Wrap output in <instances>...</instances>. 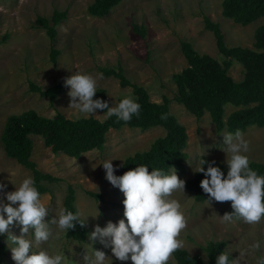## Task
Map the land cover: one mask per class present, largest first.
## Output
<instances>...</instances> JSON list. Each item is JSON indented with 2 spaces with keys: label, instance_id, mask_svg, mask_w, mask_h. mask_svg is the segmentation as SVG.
I'll list each match as a JSON object with an SVG mask.
<instances>
[{
  "label": "rangeland",
  "instance_id": "1",
  "mask_svg": "<svg viewBox=\"0 0 264 264\" xmlns=\"http://www.w3.org/2000/svg\"><path fill=\"white\" fill-rule=\"evenodd\" d=\"M92 1L0 0V135L10 114L28 109L46 117L54 116L57 111L67 118L87 117L69 106V88L64 87L63 92L50 102L48 97L31 90L30 82L45 89L77 72L97 78L102 74L103 79L98 78L97 90L105 91L109 106H116L120 98L129 95L135 98L130 86L122 87L118 78L101 72V68L120 66L127 79L147 90L151 101L161 102L163 96L167 97L171 113L185 126L188 140L184 150L188 157L186 171H177L181 179L186 182L193 177L204 156L228 168L226 159L230 154L223 151L226 145L222 135L228 132L216 130L208 113L197 119L174 100L176 86L172 74L187 65L180 49L181 41L190 42L201 54L223 60L212 32L204 28L203 16L220 24L227 46L247 48H253L254 34L263 18L247 25L234 23L222 15V0H121L108 15L97 17L87 11ZM55 10H65L67 14L56 26V36L51 40L46 30L36 24V19H50ZM52 48L59 51L55 62L50 59ZM228 73L233 79L240 80L243 68L233 61ZM93 98L97 99V95ZM234 109L227 105L225 115ZM88 116L103 120L105 113L97 110V114ZM242 133L250 141L247 153L250 161L264 162V126H250ZM162 135L164 129L159 126L145 130L128 126L110 129L102 149H92L77 158L55 154L44 145L41 136L31 135L32 160L42 172L59 178L56 182H44L48 191L40 196L49 209L46 219L58 218L59 211L64 209L67 186L71 185L75 191L76 211L78 208L82 211V219L87 216L85 224L88 227L86 240L80 242L66 238L65 232L53 225L52 237L40 247L46 248L50 254L65 252V264H85L83 256H92L95 250L104 251L108 256L105 264H133L130 259H116L111 247L105 248L98 240H89L95 225L104 227L108 221L116 223L124 218V193L106 179L102 163L112 159L115 175L120 176V165L127 156L148 149L151 142ZM29 176L32 177L28 169L5 154L0 141V182L6 185L3 191H14L15 185L19 186ZM87 191L99 197L91 196ZM0 198H4L2 193ZM173 198L180 201L187 217V228L180 238L185 241L184 249L191 255L205 260V245L209 241L221 240L226 242L225 250L231 260L239 256L240 250L257 241L261 248L246 257L247 264H256L257 258L264 255V219L256 225L239 219L222 223L221 216L228 203L197 202L186 186L185 193L175 192ZM10 231L20 235L18 226L11 227ZM2 235L6 243L2 264H15L10 251L13 245L6 234ZM27 238L34 241V232L30 230ZM36 250L33 247V251ZM169 262H174L173 256Z\"/></svg>",
  "mask_w": 264,
  "mask_h": 264
},
{
  "label": "trees",
  "instance_id": "2",
  "mask_svg": "<svg viewBox=\"0 0 264 264\" xmlns=\"http://www.w3.org/2000/svg\"><path fill=\"white\" fill-rule=\"evenodd\" d=\"M120 1L93 0L87 6V11L93 16L103 17L108 15ZM221 6L222 15L240 25H247L263 18V23L255 31L253 48L227 46L220 24L212 21L208 16H203L204 28L212 32L223 60L219 61L206 53L201 54L190 42L181 41L180 49L187 65L181 71L172 74V80L176 86L174 100L182 104L197 119L208 113L216 130H226L234 134L237 130L242 132L250 126H264V0H222ZM66 14L65 10H55L50 19L37 17L36 24L43 27L48 37L54 40L56 26ZM58 53V50L51 49L52 62L56 61ZM233 61L240 63L243 68V76L240 80L233 79L228 73ZM101 72L106 76L112 75L118 78L122 87L132 88L134 99L141 105L139 116L134 115L130 121L124 122L118 120L116 116L103 120L93 116L67 118L59 111L52 117H46L33 109H28L21 113L10 114L5 120L0 135L5 154L30 171L40 195L48 191L44 182H56L59 178L42 172L32 160L31 135L41 136L44 145L49 147L53 153H63L77 158L92 149H102L106 133L110 129L118 130L123 126H128L145 130L159 126L164 129V135L155 138L148 149L127 156L121 164L123 166H120V175L140 164L147 165L149 171L152 168H161L168 172L170 167H174L181 173L186 171L185 161L188 154L184 149L187 146L188 134L185 126L171 113L169 99L163 96L161 102L151 101L147 90L127 79L120 66L101 68ZM29 87L53 102L63 92L65 86L61 78L45 89L32 82ZM96 95L97 98L107 101L103 89H98ZM122 99L120 98L119 102ZM227 105L235 109L225 115ZM164 113L168 114L166 120L161 119ZM203 159L205 161L214 160L205 156L201 161ZM214 161L215 166H219L226 176L228 168ZM207 166L206 163L205 169ZM249 166L258 174L264 175V162L250 161ZM203 178V173L195 172L193 177L186 180L185 186L197 202L208 199L207 194L200 187V181ZM87 194L99 197L90 191H87ZM74 202V188L68 185L63 200L64 209L75 213ZM227 203L226 212H232L231 202ZM87 235L88 227L86 224L81 227L79 222H76L74 229H69L65 233L66 238L80 242L85 241ZM225 246L226 242L223 240L209 241L204 247L207 261L201 256L191 255L182 248L173 253L174 262H168V264H216V257L221 252H227ZM5 253L6 243L3 235L0 234V264L3 263ZM229 260L231 261L230 255Z\"/></svg>",
  "mask_w": 264,
  "mask_h": 264
},
{
  "label": "clouds",
  "instance_id": "3",
  "mask_svg": "<svg viewBox=\"0 0 264 264\" xmlns=\"http://www.w3.org/2000/svg\"><path fill=\"white\" fill-rule=\"evenodd\" d=\"M98 78L103 79V75L100 74ZM98 78L80 72L66 78L64 86L69 88V106L85 116L95 115L97 110H102L105 118L116 116L124 122L130 121L134 115L139 116L141 105L130 95L114 107L109 106L108 101L94 99ZM167 118V113L161 115L162 120ZM222 135L226 145L223 151L230 154L226 159L227 175L219 166H215L214 160L203 159L202 166L195 171L204 174L200 187L207 194L210 204L213 200L231 202L233 211L221 216L222 223L239 219L249 225L260 224L264 219V175L249 166L247 153L250 151V141L240 130ZM111 161L106 160L102 165L106 179L124 193V218L116 223L108 221L104 227L95 225L89 240H98L105 248L111 247L113 255L120 261L130 259L133 264H168L173 253L185 246V241L180 237L188 221L180 201L173 198L175 192L185 193V180L177 175L174 167H170L168 172L161 168L149 171L144 164L118 176ZM206 163L208 166L205 169ZM5 188L6 185L0 182V193L4 197L0 198V234H6L11 241L13 246L10 251L15 264H65V252L50 254L40 245L52 237L53 225L67 233L75 228L76 222L84 227L87 216L81 219L83 213L79 208L75 213L61 209L58 218L46 219L49 209L42 202L35 181L30 176L24 178L19 186L15 185L14 191L4 192ZM13 226L20 228V235L11 233ZM30 230L34 232V241L27 238ZM33 247L37 250L33 251ZM260 248V242H254L240 250L239 256L231 261L229 253L221 252L216 257V264H247L246 257ZM107 258L101 250H95L92 256H83L85 264H105ZM204 258L207 260V256ZM256 264H264V255L257 258Z\"/></svg>",
  "mask_w": 264,
  "mask_h": 264
}]
</instances>
